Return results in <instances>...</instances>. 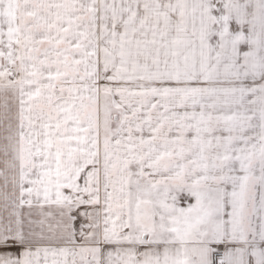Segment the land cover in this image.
Listing matches in <instances>:
<instances>
[{
  "label": "snow or ice",
  "instance_id": "1",
  "mask_svg": "<svg viewBox=\"0 0 264 264\" xmlns=\"http://www.w3.org/2000/svg\"><path fill=\"white\" fill-rule=\"evenodd\" d=\"M0 264H264V0H0Z\"/></svg>",
  "mask_w": 264,
  "mask_h": 264
}]
</instances>
